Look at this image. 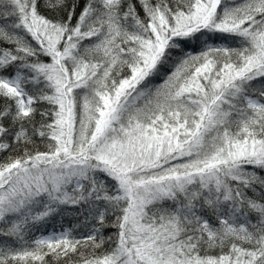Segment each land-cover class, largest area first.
Listing matches in <instances>:
<instances>
[{
    "label": "snow or ice",
    "instance_id": "obj_1",
    "mask_svg": "<svg viewBox=\"0 0 264 264\" xmlns=\"http://www.w3.org/2000/svg\"><path fill=\"white\" fill-rule=\"evenodd\" d=\"M0 264H264V0H0Z\"/></svg>",
    "mask_w": 264,
    "mask_h": 264
}]
</instances>
